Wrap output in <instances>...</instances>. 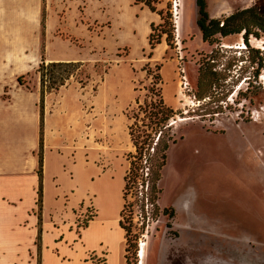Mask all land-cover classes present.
I'll return each instance as SVG.
<instances>
[{
  "label": "rangeland",
  "instance_id": "obj_1",
  "mask_svg": "<svg viewBox=\"0 0 264 264\" xmlns=\"http://www.w3.org/2000/svg\"><path fill=\"white\" fill-rule=\"evenodd\" d=\"M172 1L181 37L176 31L169 46L163 36L152 49L151 23L161 18L133 0H0L3 43L25 52L17 73H31L26 84L15 81L21 91H39L42 56L82 62L44 100L45 129L57 122L61 129L50 131L48 141L68 143V160L79 143L88 147V163H76L77 181L68 173L55 182L60 162L49 156L40 245L45 232L64 245L46 264H126L117 217L133 147L128 114L153 95L144 68L161 75L158 86L176 112V142L167 152L157 207L146 199L148 182L145 199L141 192L128 197L137 264L143 242V264H264V0H206L211 17L255 7L261 25L249 21L251 54L240 49L244 32L205 42L197 0Z\"/></svg>",
  "mask_w": 264,
  "mask_h": 264
},
{
  "label": "crops",
  "instance_id": "obj_2",
  "mask_svg": "<svg viewBox=\"0 0 264 264\" xmlns=\"http://www.w3.org/2000/svg\"><path fill=\"white\" fill-rule=\"evenodd\" d=\"M3 41L0 34V264H38L37 254L40 249L36 244V239L39 218L35 213V208L40 183L37 173L41 136V114L38 106L40 94L39 91L26 94L17 87L15 81H18L17 78L20 75L17 71L24 66L25 52L19 50L18 47L16 50H10L7 43ZM59 111H61L60 108L57 109V112ZM46 113L45 111L44 118L48 116ZM64 113L67 114V111L65 110ZM60 130L58 122L52 125L51 129L48 125L45 129L44 125L43 195L45 203L49 156L60 162L53 177L55 182H58L61 177L67 178L68 173L77 181L81 174L80 170L75 168L76 163L82 159L84 163H88L86 143L76 145L73 157L68 160V143L58 145L48 141L50 131L59 133ZM132 149L131 146L130 151ZM129 166L130 163L126 160L124 176ZM101 169L103 174L107 173V167ZM124 176L122 189L125 184ZM124 203L122 196L118 208L120 212ZM73 204L72 208L78 205V203ZM120 217L119 214L117 220H120ZM96 219L97 215L90 220L91 223ZM67 222L68 216L64 223ZM73 223L74 217L70 219V224ZM59 240L57 235L53 234H49L48 239L47 232L44 233L41 264H46L45 260L49 253V255L56 254L58 248L64 245L60 244L62 241L59 243ZM58 256L61 258V253Z\"/></svg>",
  "mask_w": 264,
  "mask_h": 264
},
{
  "label": "trees",
  "instance_id": "obj_3",
  "mask_svg": "<svg viewBox=\"0 0 264 264\" xmlns=\"http://www.w3.org/2000/svg\"><path fill=\"white\" fill-rule=\"evenodd\" d=\"M135 5H143L149 8L152 12L157 13L161 22L156 24L151 23V33L148 37L149 44L152 49L156 48L157 44L162 42L163 36H166V42L169 46L174 45V37L176 32L175 14L172 0H133ZM164 7H160L164 4ZM199 8L198 25L202 32L203 40L205 42L213 43L217 35L229 36L231 34L243 33L244 45L246 51L251 52L253 48H249L248 36L252 33L249 21L255 25L258 23V14L255 7H247L237 10L224 18L211 17L207 9L206 0H197ZM45 14L42 17V27L45 28ZM45 31V30H44ZM245 60V59H243ZM82 65L80 61H50L48 62L42 56L41 62L36 70L39 74V94L40 99L38 106L41 114V136H40V149L38 152L39 166L37 173L39 175L40 183L38 188V218H39V233L37 236L36 244L41 248V233L42 223L41 212L43 209V174H44V100L46 94L57 91L60 87L68 83L74 69ZM159 67V66H158ZM149 76L153 77L152 84L148 90L153 95L150 101L141 104L139 101L138 109L132 110L128 114L130 124L128 125V133L135 148V151H130L126 154V159L129 161L130 166L124 176L123 197L125 200L124 207L120 212V226L125 230L126 238V264H137L136 252L132 251L133 246H136L137 241L133 239L132 228L126 224L129 220V214H132V202L128 201L130 194L140 192L142 185L143 191L148 182V200L153 206L157 207V201L161 188L159 181L162 177V170L167 163L168 149L171 144L176 142L171 134L173 124L171 118L175 115V110L172 106L168 105L162 94V88L158 86V80L161 78L160 73H153L151 68H144ZM31 73L22 74L18 76L17 80L20 85L26 84V78ZM260 76V75H259ZM201 97V96H200ZM149 168L146 175V168ZM147 194V192H146ZM167 211L166 209L164 210ZM130 212V213H129ZM41 264V260L38 261Z\"/></svg>",
  "mask_w": 264,
  "mask_h": 264
},
{
  "label": "bare ground",
  "instance_id": "obj_4",
  "mask_svg": "<svg viewBox=\"0 0 264 264\" xmlns=\"http://www.w3.org/2000/svg\"><path fill=\"white\" fill-rule=\"evenodd\" d=\"M178 16V14L176 13V20H177V17ZM179 22V21H178ZM177 23V22H176ZM176 28H177V26H176ZM177 31V33H178V39H180V37H181V34H180V30H176ZM229 47H231L232 48V46H229ZM241 47V46H240ZM240 49H243V48H240ZM178 120L180 121V120H183V118H178ZM176 121L175 120H173V122H172V124L173 123H175ZM145 246H146V243H142L141 245H140V247H141V252H140V255H139V257H140V264H143L144 262H143V260L145 259V256H146V254H145Z\"/></svg>",
  "mask_w": 264,
  "mask_h": 264
},
{
  "label": "built area",
  "instance_id": "obj_5",
  "mask_svg": "<svg viewBox=\"0 0 264 264\" xmlns=\"http://www.w3.org/2000/svg\"><path fill=\"white\" fill-rule=\"evenodd\" d=\"M148 170H149V168L147 167V168H146V175L148 174ZM141 187H142V185H141ZM146 187H147V186H146ZM140 192L142 193V197L144 198V194H146V193H145V191H143V187H142V189H141ZM140 192H139V193H140ZM144 199H145V198H144ZM146 199H147V201H148V197H147Z\"/></svg>",
  "mask_w": 264,
  "mask_h": 264
},
{
  "label": "water",
  "instance_id": "obj_6",
  "mask_svg": "<svg viewBox=\"0 0 264 264\" xmlns=\"http://www.w3.org/2000/svg\"><path fill=\"white\" fill-rule=\"evenodd\" d=\"M180 118H181V117H180ZM140 252H141V247H140V250H139V253H138L139 255H140Z\"/></svg>",
  "mask_w": 264,
  "mask_h": 264
},
{
  "label": "clouds",
  "instance_id": "obj_7",
  "mask_svg": "<svg viewBox=\"0 0 264 264\" xmlns=\"http://www.w3.org/2000/svg\"><path fill=\"white\" fill-rule=\"evenodd\" d=\"M245 47V46H244ZM243 49H245V48H243Z\"/></svg>",
  "mask_w": 264,
  "mask_h": 264
}]
</instances>
